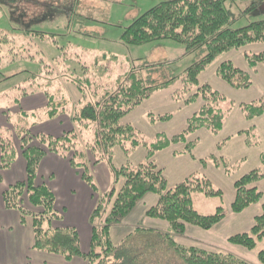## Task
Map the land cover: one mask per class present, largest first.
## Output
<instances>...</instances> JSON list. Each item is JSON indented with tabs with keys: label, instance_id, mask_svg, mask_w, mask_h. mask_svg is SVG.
<instances>
[{
	"label": "trees",
	"instance_id": "obj_1",
	"mask_svg": "<svg viewBox=\"0 0 264 264\" xmlns=\"http://www.w3.org/2000/svg\"><path fill=\"white\" fill-rule=\"evenodd\" d=\"M230 0H163L137 17L124 28L120 40L126 45H141L161 40H172L182 44L186 52L204 48L201 59L190 65L182 75L163 79L153 78L154 66L147 69L133 67L119 77L117 83L105 86L100 82L109 71V66L96 62L93 65L81 64L82 74L94 71L92 76L73 77L72 83L79 89L81 105L71 114L76 128L60 136L44 133L34 134L28 127L22 130L14 125L12 135L18 136L22 155L26 160V179L9 186L3 193L6 208L17 209L22 222L32 218L34 230L33 248L39 251L62 255L66 261L82 257L86 264H251L238 255L227 251H211L197 246H186L175 239V234L183 235L187 225L210 230L226 218L227 210L219 205L215 213H201L195 206L196 194L218 197L223 201V191L204 174H191L181 182L170 187L162 168L154 160L157 152L172 144H184V151L192 157L197 140L188 137L200 129L219 134L223 129L231 109L223 108L222 103L229 101L207 84H200V74L223 53L231 52L249 44H264V19L233 28L226 2ZM264 0H254L247 12L258 8ZM25 33L44 36V33L25 28ZM0 31V64L7 57H14L12 42L14 38ZM15 47V45H14ZM251 68L264 64V51L245 52ZM150 67V69L148 68ZM218 76L235 88L247 89L252 86L251 75L237 66L232 59H226L217 68ZM85 75V74H84ZM182 79L179 92L185 95L183 102L190 104L202 98L201 109L188 121L186 129L172 138L158 134L153 141L144 139L140 131L123 118L157 91L175 85ZM29 92L22 91V94ZM48 95L47 115L50 119L66 111V103L55 101L53 94ZM186 95H188L186 97ZM180 98V97H179ZM20 104V95L15 98ZM243 116L253 120L264 114V93L256 101L240 104ZM9 122L11 110H1ZM22 121L28 114L19 108L15 110ZM171 115H159L156 119L167 120ZM17 126V124H16ZM248 146L261 144L255 127L243 131ZM251 134L255 139L250 140ZM9 129L0 128L1 168L8 169L14 163L18 151L10 139ZM144 146L146 159L134 164L117 167L114 165V150H123L129 157ZM224 143L217 145L221 149ZM48 152H55L67 158L72 167L78 170L84 181L96 190L89 172V163L107 161L114 173V186L96 198V205L90 216L92 225L91 247L83 253L78 231L75 227H55L54 221H62L63 215L56 208V196L46 184H36L38 168ZM203 166L210 161L223 165L230 172L226 159L211 154L200 160ZM264 165V152L261 153ZM263 178L261 168L254 169L234 183V201L230 205L233 213H242L252 205L261 204V213L254 217V225L249 231L236 233L228 238L231 244L254 251L264 239V193L257 183ZM122 182L119 187L118 184ZM155 194L157 203L150 207L146 215L168 223V231L144 225L134 229L119 243H114L111 229L121 223L147 194ZM29 202L31 208L25 202ZM174 234H173V233ZM260 264H264V248L257 253ZM177 261V262H176Z\"/></svg>",
	"mask_w": 264,
	"mask_h": 264
},
{
	"label": "rangeland",
	"instance_id": "obj_2",
	"mask_svg": "<svg viewBox=\"0 0 264 264\" xmlns=\"http://www.w3.org/2000/svg\"><path fill=\"white\" fill-rule=\"evenodd\" d=\"M161 1L163 0H0V31L14 38H12L14 40L12 47L15 52L14 57L10 58L7 55L0 64V128L3 131L9 129L11 135L12 132L15 133L13 130L14 125L20 130L26 126L32 132L38 131L37 126H43L55 132L56 135H62L76 128V123L72 120L71 114L82 103L78 100L80 91L72 83L70 73L73 70V75L75 74L73 77L76 75L80 77L94 75L92 70L89 73H84L85 75L82 74L81 64L93 65L99 62L103 66H109V71L100 80L107 87H113L119 77L131 71L133 67L146 70V66H154L155 70L152 71V77L160 80L182 75L190 65L204 56V48L187 53L182 44L172 40L154 41L136 46L126 45L120 40L125 27ZM253 1L230 0L226 2V9L231 19H233V28L243 27L251 22L264 19V2L258 8L249 12L246 11L252 6ZM25 28L41 31L44 36L40 37L25 33ZM247 48L220 54L200 74V81L225 82L217 74L218 66L228 56L233 58L237 66L241 61L247 64L248 62L243 55L242 60L239 61L242 49H246L245 52L249 53L257 52L253 47ZM148 68L150 69V67ZM250 72L253 74V82H261L264 79V67H259L257 71L251 70ZM181 82L182 79L178 80L175 85L157 91L150 97L151 100L150 98L145 100L126 115L124 117L125 121L122 120L123 123L135 126L144 139L148 141H153L158 134H164L167 138H172L182 133L186 129L189 119L201 109L204 101L199 98L190 104H185L183 102L185 95L180 92L176 94L181 89ZM22 91L32 94L35 92H48L55 96L56 102L66 103V111L60 115L63 124L58 125L55 123L54 120H58L59 116L49 120L46 111L49 107L38 100L34 102L37 107L34 110H27L26 106L28 104L25 103V107L23 106L25 110L35 111L36 117L30 114L31 117H28L22 123L15 112L18 108L19 111L22 110V100L29 95V93L22 94ZM241 92V94L246 93ZM19 95L20 104H16L15 98ZM234 99L237 100L238 98H231V100L222 103L223 108L231 109L228 117L233 116L232 124L239 111L235 108L236 104L234 103L236 102ZM3 109L11 110L9 113L11 120L9 122L6 120V116H3L1 111ZM167 114L171 115L170 119H156L159 115ZM253 135L251 134L250 140L255 139L254 142H256V134L255 138H253ZM188 138H190V141L197 140V149L194 153L198 157L201 156V158H207L211 154L219 156L216 152L217 145L226 141L223 138L216 137V134L206 129H202L198 133L195 132ZM10 139L14 142L16 150L20 151L21 145L18 136L16 137L13 134ZM262 147L264 148V143ZM144 149V146H140L132 155L127 157L123 150L116 147L114 150V165L120 167L126 164L127 161L136 164L145 160ZM174 150H177V148H174ZM253 152L254 150L245 152L247 157H244L246 159L244 162L240 159L238 162L233 163L225 158L230 170V172H226V176L230 179L232 177H238L237 179H239L243 174L257 168H261L264 174V165L261 162L262 152H257V154ZM204 155L207 156L203 157ZM169 161L166 165L172 186L188 177L189 175L175 183V181H178L177 179L184 177L191 171L190 175L204 174L209 179H213L216 187L219 188L220 186L225 189L223 201L218 197H207L203 194H196L194 201L196 208L204 214L215 213L217 207L223 205L227 210L226 218L210 230L187 225L186 232L183 235L175 234L177 242L214 252H232L251 264H260L257 253L264 248V239L258 243L254 251H249L245 247L231 244L228 238L236 233L249 231L254 225L255 215L261 211V205H252L242 213H233L230 211L232 203V192L228 188V180L230 179L224 176L220 177L219 171L211 166L207 170L208 176L206 172L201 170V161L191 160L188 153L178 155L176 160ZM222 170L226 171L225 168ZM89 172L96 185V190L94 191L87 181L84 182L96 198H98V195L105 194L114 186V173L107 161L89 163ZM121 184L122 182L118 186L120 187ZM257 185L264 193V179ZM62 191L60 189V192ZM81 192L82 189L77 188L78 198L74 200L75 202L80 200L79 193ZM60 198L58 197V200L61 201ZM70 207L74 208L73 210L76 209L75 205ZM145 220L143 221L145 222ZM122 223H124V220L115 225Z\"/></svg>",
	"mask_w": 264,
	"mask_h": 264
},
{
	"label": "crops",
	"instance_id": "obj_3",
	"mask_svg": "<svg viewBox=\"0 0 264 264\" xmlns=\"http://www.w3.org/2000/svg\"><path fill=\"white\" fill-rule=\"evenodd\" d=\"M247 47H253V49H255L257 52L264 51L263 43L249 44L242 48L248 49ZM246 49H242L241 56L239 55L240 57L239 61L242 60V55L244 56L243 52L247 51ZM227 59L233 60L231 56H228ZM243 65H246L247 67L246 66L244 67ZM238 66L242 70L248 72L251 75V77H253V74L250 71L251 70L257 71L259 67H264V64H259L257 67L252 69L248 63L246 64L244 61H241ZM263 77H264V73H263ZM200 79L201 77H199L200 84H204V83L209 84L212 87V89L223 95L226 99L231 100V98H238L237 100L234 99L236 102L234 103L236 104L235 108L239 110L236 115L237 119L235 118V121L232 124L233 116L230 115L231 117L227 118L225 125L221 130V133L216 135V137H220V139L223 138L226 140L224 142V146L221 149L216 150V152L219 155L216 156L219 159L227 158L231 162L236 163L240 159H241L240 161L242 162L246 160L245 159L247 157L246 155L247 153H245L246 151L254 150L253 153L255 154H257V152L263 153L264 148L262 146L264 143V114L254 118L253 120H247L243 116V113L240 109V104L253 102L255 100H258L263 95L264 79L261 80V82H257V83L253 82L252 86L247 89L235 88L227 82H216V83L201 82ZM241 91H244L246 93L241 94L242 93ZM81 97L82 95L79 92V99H78L79 101L81 100ZM151 99L152 98H150V100ZM37 100L42 101L44 105L48 106V95L45 92H40V93L35 92L34 94L29 93L28 96L23 98L22 107L23 106L25 107V103H26L28 104V106H26L27 110L37 109L36 105L34 104V102ZM24 107L22 108V110L27 112L28 117H31L30 114L33 115V117H36L35 111L32 112L27 111L25 110ZM62 114L63 112L58 115L59 116V118L57 117L58 120H54L55 123L58 125L63 124V121L61 119L62 116H60ZM250 127H255L258 134L260 135L261 144L258 146H248L246 142V135L245 133H242L243 131L247 130ZM36 128L38 131L37 132L33 131L32 133L34 134L44 133L52 136H60V135H56V133L51 131L49 128H44L43 126H37ZM201 130L202 129L198 130L196 133H198ZM227 130L230 131L228 132ZM224 133H226V135H224ZM184 147L185 145L182 143L172 144L170 147L157 152L156 155L154 156V160L158 165V167L163 169L164 175L167 178L170 187H172V184L171 181H169L170 174L168 173L166 164L169 160L171 161L176 160L178 155L186 154L187 152L184 151ZM174 148H177V150H174ZM196 149L197 146L193 149L194 157H192L188 153L189 157L191 158V160L193 159V161L202 160L203 158H201V156L198 157L197 154L194 153ZM144 152L146 157L147 150L144 149ZM207 155H204L203 157ZM200 166H201V170L203 172H206L208 176L209 174L207 173V170L211 166V167H215L217 171H219L220 177L223 176L227 177L226 176L227 171L224 172L222 170L224 167L222 168L223 165H221V161H220V165H215L210 161L205 166H203L202 163ZM190 173L191 171L187 173L184 177H180L181 179L180 178L177 179L178 181H175V183L181 181L186 176L190 175ZM237 178L238 177H232L230 179V177H227V179H230L228 180V188L232 192L231 195L232 202L234 201L235 198L236 190L234 187V183L237 180ZM25 179H26V160L22 155V150L18 151L17 157L10 168L2 169L1 148H0V264H86L85 259H83L82 257H74L72 260L66 261V259L62 255L47 253L33 248L34 230H33L32 218L28 217L25 223L22 222L20 212L17 209L6 208L3 200V193L9 186L19 181H23ZM262 179H264V177ZM210 180L214 182L213 179ZM36 184L38 185L46 184L55 193L56 210L63 215V220L54 221L53 225L55 227H60V226L75 227L79 234L80 247L82 252L83 253L89 252L91 247V238H92V225L90 224L89 219L96 205V197L94 196L92 190L86 186L80 172L71 166L67 158H64L63 156L55 152L54 153L48 152L43 157L39 165ZM77 188H81L82 192L79 193L80 200L78 202H75L74 200L78 198L76 194ZM219 188L223 191V193L225 192L224 191L225 189H223L220 186ZM60 189L63 190L62 192L64 196L62 192H60ZM58 197L61 199V201L58 200ZM157 201H158V197L155 194H151V193L147 194L142 200H140L136 205V207L132 210V212L124 219V223L120 225H114L112 227L111 237L113 242L119 243L134 229L135 226H138L140 224L148 227L158 228L163 231L168 230L169 226L166 221H163L161 219L151 218L146 215L147 210L150 207L154 206L157 203ZM25 203L27 207L31 208L28 201ZM74 205L76 207L75 210H73L74 208L70 207ZM260 213L261 211L258 212V214ZM146 218L147 220H145ZM143 220H145V222Z\"/></svg>",
	"mask_w": 264,
	"mask_h": 264
}]
</instances>
